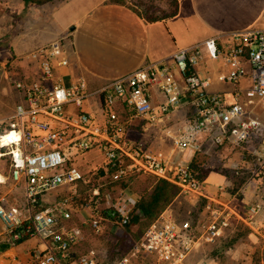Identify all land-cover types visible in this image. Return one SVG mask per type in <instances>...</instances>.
Listing matches in <instances>:
<instances>
[{"label":"built area","instance_id":"2783aa9c","mask_svg":"<svg viewBox=\"0 0 264 264\" xmlns=\"http://www.w3.org/2000/svg\"><path fill=\"white\" fill-rule=\"evenodd\" d=\"M67 40L55 39L30 54L38 64L36 78L13 80L23 99L8 127L0 132V173L6 183L24 185L27 205L8 207L6 199H0L4 244L19 245L25 235L28 240L37 239L31 249V264H212L207 259L193 262L192 254L204 241L214 243L222 237L233 215L252 231H264L261 202L249 205L245 213L238 212L212 197L192 162L179 156L202 152L210 140L217 146L245 148L253 135L264 129L256 114L257 109L264 111L263 26L179 48L170 57L147 63L95 92L89 90L83 76L57 75L58 68L71 63ZM208 60L222 62L227 68L225 82L233 86L230 97L210 91L209 80L201 76V67ZM155 90L165 96L159 103L155 102ZM94 95L101 97V116L85 109ZM118 105L130 108V120H142L145 131L162 132L172 144L170 150L130 139ZM184 108L192 118L171 124L172 115ZM95 150L104 157L106 172L114 169V181L153 175L177 185L182 194L204 197L224 207L212 210V221L200 235L193 222H180L173 210H165L116 261L108 262L95 249L78 254L75 248L86 236L81 227L67 225L73 217L72 198L48 200L51 193L63 188L77 193L86 174L72 162L73 153ZM95 194L99 195V189ZM123 200L115 204L107 193L104 210L95 209L92 214L91 224L97 233L103 232L107 219H118L116 224L123 227L130 223V211L138 200L132 196Z\"/></svg>","mask_w":264,"mask_h":264},{"label":"rangeland","instance_id":"374dc122","mask_svg":"<svg viewBox=\"0 0 264 264\" xmlns=\"http://www.w3.org/2000/svg\"><path fill=\"white\" fill-rule=\"evenodd\" d=\"M60 2L57 0L53 4L50 2L46 5H32L36 6L34 10L27 8L18 14L13 12L9 0H0V62L4 63L7 69L21 70L34 66L36 62L30 58V54L34 50L51 40L66 37L48 35L44 30L46 19L39 18L43 14V9H52ZM46 11L48 10L46 9ZM45 15L48 16L49 12H46ZM29 42L33 43L32 46L20 48V54L16 56L14 54L10 56L7 51L14 49L16 44L18 48V45L24 46ZM36 77L37 75H9L8 79L11 85L16 88L13 80L31 81ZM256 114L264 123V111L257 109ZM135 127L139 134H143L144 122L142 120H136ZM148 145L157 148L154 143ZM171 146L172 144L168 149ZM255 152L258 153L255 154ZM179 156L183 160L191 161L194 169L205 181L212 172L225 175L231 181V187L226 188L223 192L221 189L216 190L217 195L225 199L224 202L228 205L236 206L239 209L238 212L245 213L246 208L256 202H261L264 205V129L260 134L253 135L245 148L230 144L217 146L210 140L202 152L198 154L180 153ZM72 162L84 171L86 181L79 183L77 193L69 188H63L56 196V200L63 196L72 198L73 217L67 222V225L81 227L85 232V240L75 250L79 254L88 249H95L101 258L108 262H114L131 246L128 242H122L125 233L130 230V238L133 242L139 240L148 229L147 220L142 216L140 223L128 224L123 227L116 224L118 219H107L103 232L97 233L91 224L93 211L95 209H99L101 212L104 210L107 193L112 194L114 203L118 205L123 203L125 196H132L138 200L137 206L132 208L129 214L132 221L134 215L140 213L138 205L141 198L152 191L158 178L153 175L137 174L127 177L124 180L125 185L111 186L112 178L107 172L103 173V170L106 171V163L98 150L87 154L74 152ZM236 176L247 177L246 183L241 187H235L233 179ZM96 189L101 190L99 197L95 194ZM2 198L6 199L5 205L8 207L24 208L27 205L23 184H15L11 181L0 184V199ZM222 207L224 206L210 199L180 193L166 210H173L180 222L186 220L193 222L200 235L204 232L205 225L212 221V210L222 209ZM230 223L224 235L216 242L204 241L194 251L191 257L193 262L207 259L212 264H264V236L252 231L246 224L242 225L243 222L236 215L230 218ZM2 230L3 226L2 228L0 226V232ZM237 230H240L239 235L235 236ZM32 240L28 244L26 243V246L19 244L7 250L0 247V255L10 264H14L15 260H19L21 264H31L33 259L31 249L38 243L37 239ZM2 243L0 237V244Z\"/></svg>","mask_w":264,"mask_h":264},{"label":"crops","instance_id":"0c3cea01","mask_svg":"<svg viewBox=\"0 0 264 264\" xmlns=\"http://www.w3.org/2000/svg\"><path fill=\"white\" fill-rule=\"evenodd\" d=\"M9 1L15 13L20 14L27 9L22 0ZM156 2L166 9L169 8L165 0ZM34 7L29 6L28 9L34 10ZM46 12H49L48 16L45 15ZM39 18L46 19L44 30L48 35L69 37L68 54L71 63L67 67L58 68L57 75L83 76L89 90L95 92L116 79L134 73L147 63L170 57L179 48L190 47L219 35L247 31L258 25L264 27V0H179V12L176 16L156 22L148 21L130 4L113 3L109 0H67L54 5L52 9H43ZM32 44L29 42L24 46L18 45V48L16 44L14 49L7 51L10 56H16L20 54V48L31 47ZM34 64L17 70L7 69L1 63L0 132L8 127L16 105L23 99L21 92L11 85L9 75H39L38 64ZM226 74L227 68L219 61L208 60L201 67V76L209 80L210 91L230 97L233 86L225 82ZM243 85H248L247 79L243 80ZM154 98L159 103L165 96L155 90ZM118 108L130 139L143 140L146 144L154 143L157 149L170 150L168 147L171 142L162 132L150 129L139 134L135 127L137 119L130 120V108L122 105H118ZM85 109L96 111L101 116V97L94 95L86 103ZM190 114L188 109H180L172 115L171 124L178 125L191 119ZM206 182L210 195L224 201L225 199L217 195L216 190L221 186L231 187V181L223 174L212 172ZM61 190L51 193L48 201L54 202ZM232 207L239 211L236 206ZM260 219L264 223V210ZM0 226L2 228L1 224ZM263 232L259 234L264 236ZM31 241L33 240L25 241L21 245L26 246ZM0 247L4 250L11 248L4 243ZM0 264L10 263L0 255ZM14 264L21 263L15 260Z\"/></svg>","mask_w":264,"mask_h":264},{"label":"trees","instance_id":"16d2710c","mask_svg":"<svg viewBox=\"0 0 264 264\" xmlns=\"http://www.w3.org/2000/svg\"><path fill=\"white\" fill-rule=\"evenodd\" d=\"M22 1L25 3L26 8H28L29 6L32 5H44L50 2H55L57 0H22ZM60 1L65 2L67 0H60ZM109 1L113 3L130 4L134 9H136L138 12L143 14L147 18V20L151 22H156L163 19L174 17L179 12V0H165L169 5L168 9L157 4L156 2L157 0H109ZM66 37L68 36L66 35ZM113 172L114 169L108 172L109 177L112 178ZM103 173H106V171L103 170ZM125 179L126 178L119 181H114L112 179L111 186L118 184L125 185L124 182ZM233 181L235 187H241L246 183L247 177L236 176V178H234ZM100 193L101 190H99L98 197L100 196ZM180 193L181 190L177 185L171 183L168 180L157 179L156 182L154 183V187L152 191H150L141 198L138 205V209L140 213L134 215L132 221H130L129 224L140 223L142 221V216H143L147 220V225L149 228L166 210V208L180 195ZM242 225H244V223ZM239 231L240 230L236 231L235 236L239 235ZM28 239L29 237L25 235V237H23L18 244H22ZM122 242L123 243L128 242L131 244L128 250L124 252V254H122V256H124L128 253V251L136 242V241L133 242V240L130 238V230L127 231V233H125V235L122 238Z\"/></svg>","mask_w":264,"mask_h":264},{"label":"bare ground","instance_id":"6f19581e","mask_svg":"<svg viewBox=\"0 0 264 264\" xmlns=\"http://www.w3.org/2000/svg\"><path fill=\"white\" fill-rule=\"evenodd\" d=\"M6 139H8L7 137H6ZM6 178L0 173V183H6Z\"/></svg>","mask_w":264,"mask_h":264},{"label":"water","instance_id":"95a60500","mask_svg":"<svg viewBox=\"0 0 264 264\" xmlns=\"http://www.w3.org/2000/svg\"><path fill=\"white\" fill-rule=\"evenodd\" d=\"M1 66H2V65H1V63H0V68H1Z\"/></svg>","mask_w":264,"mask_h":264}]
</instances>
